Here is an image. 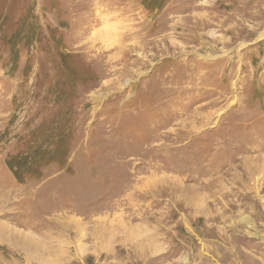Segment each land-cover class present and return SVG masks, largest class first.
<instances>
[{"label": "rangeland", "instance_id": "374dc122", "mask_svg": "<svg viewBox=\"0 0 264 264\" xmlns=\"http://www.w3.org/2000/svg\"><path fill=\"white\" fill-rule=\"evenodd\" d=\"M0 264H264V0H0Z\"/></svg>", "mask_w": 264, "mask_h": 264}]
</instances>
